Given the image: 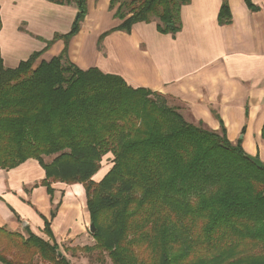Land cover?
<instances>
[{"label": "trees", "instance_id": "1", "mask_svg": "<svg viewBox=\"0 0 264 264\" xmlns=\"http://www.w3.org/2000/svg\"><path fill=\"white\" fill-rule=\"evenodd\" d=\"M47 1L74 4L76 15L54 38L65 44L58 56L34 66V52L7 68L0 55V168L35 159L49 193L53 182L82 184L94 242L70 251L96 264H264V164L223 129L187 122L160 94L71 63L67 43L87 0ZM189 1L110 0L109 7L122 21L115 29L155 18L159 32L174 35ZM218 21H230L226 0ZM105 156L111 163L95 181ZM43 231L49 240L1 227L0 263L71 264L47 220Z\"/></svg>", "mask_w": 264, "mask_h": 264}, {"label": "crops", "instance_id": "2", "mask_svg": "<svg viewBox=\"0 0 264 264\" xmlns=\"http://www.w3.org/2000/svg\"><path fill=\"white\" fill-rule=\"evenodd\" d=\"M230 21L220 24L222 0H190L180 8V29H157L158 20L136 22L129 31L110 0H87L86 15L67 43V59L83 70L97 68L122 77L134 88L160 94L189 123L209 131L224 130L233 144L264 164V0H226ZM74 4L47 0H0V55L15 68L34 52L36 62L58 56L76 15ZM107 171L94 176L99 181ZM45 173L37 160L0 168V228L45 240V220L66 257L70 248L92 245L82 184H41ZM69 255V256H68Z\"/></svg>", "mask_w": 264, "mask_h": 264}, {"label": "rangeland", "instance_id": "3", "mask_svg": "<svg viewBox=\"0 0 264 264\" xmlns=\"http://www.w3.org/2000/svg\"><path fill=\"white\" fill-rule=\"evenodd\" d=\"M36 65H38L37 62H35L34 66H36ZM166 105L170 106L167 102H166ZM170 107H173V106H170ZM51 158L52 157H44V160L48 162V161L51 160ZM102 161H103L102 162L103 164H102L101 168H105V167L107 168L108 165H110V163H111V157L110 156H105V157H103ZM79 256H83V257H76V258L75 257H73V258L71 257L70 258V257H66V256L65 257L67 258V260H69L71 262V264H96V263H98L100 261L99 258L95 259L94 257H93V259L91 261H88L87 257L83 253H79ZM0 264H2V263H0ZM35 264H45V263H41V260L39 258H36L35 259ZM105 264H112V263L108 260Z\"/></svg>", "mask_w": 264, "mask_h": 264}, {"label": "water", "instance_id": "4", "mask_svg": "<svg viewBox=\"0 0 264 264\" xmlns=\"http://www.w3.org/2000/svg\"><path fill=\"white\" fill-rule=\"evenodd\" d=\"M250 157V160L257 166V167H261L263 165V163L261 162V160L257 157H252V156H249ZM88 230H89V233L92 234L94 233L95 231V227H94V224L92 222L89 223V226H88ZM59 256H62V253L59 254Z\"/></svg>", "mask_w": 264, "mask_h": 264}]
</instances>
